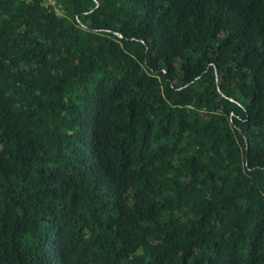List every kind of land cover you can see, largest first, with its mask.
Returning <instances> with one entry per match:
<instances>
[{
	"label": "trees",
	"instance_id": "obj_1",
	"mask_svg": "<svg viewBox=\"0 0 264 264\" xmlns=\"http://www.w3.org/2000/svg\"><path fill=\"white\" fill-rule=\"evenodd\" d=\"M0 264H264V0H0Z\"/></svg>",
	"mask_w": 264,
	"mask_h": 264
},
{
	"label": "rangeland",
	"instance_id": "obj_2",
	"mask_svg": "<svg viewBox=\"0 0 264 264\" xmlns=\"http://www.w3.org/2000/svg\"><path fill=\"white\" fill-rule=\"evenodd\" d=\"M48 1H50V0H48Z\"/></svg>",
	"mask_w": 264,
	"mask_h": 264
}]
</instances>
